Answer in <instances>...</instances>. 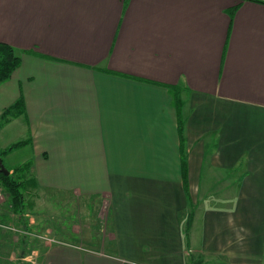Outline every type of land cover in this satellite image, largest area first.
I'll return each mask as SVG.
<instances>
[{"label": "crops", "instance_id": "obj_1", "mask_svg": "<svg viewBox=\"0 0 264 264\" xmlns=\"http://www.w3.org/2000/svg\"><path fill=\"white\" fill-rule=\"evenodd\" d=\"M0 42L26 204H0V264L44 221L38 264H264L263 1L0 0ZM66 197L106 203L103 229L36 210Z\"/></svg>", "mask_w": 264, "mask_h": 264}, {"label": "rangeland", "instance_id": "obj_2", "mask_svg": "<svg viewBox=\"0 0 264 264\" xmlns=\"http://www.w3.org/2000/svg\"><path fill=\"white\" fill-rule=\"evenodd\" d=\"M1 149V147H0ZM20 156L17 157H12V158H7L4 157V165L6 166V168L9 169V167L12 166V164L16 163L19 161ZM20 174V173H19ZM19 174L17 175V173H15V177L20 178ZM0 191L3 192V197L0 196V204L3 205L2 207L4 208L3 212H8L9 210H13L12 209V202H11V198L8 194V192L5 190V188L0 185ZM98 199V200H97ZM96 200V201H95ZM80 203V202H79ZM78 199L74 198V197H69V198H63V200H59L54 198V200L50 201L49 204H40L37 207V211H46L47 209L50 210L49 214L52 215L53 211L56 209H59L60 212H63V210H65L64 213H68L69 214V220H66L64 222H59L58 226H55L56 229L62 228L63 226H65L66 228H69L72 230L73 229H77L78 232H83V231H88L90 233H94L95 230H100L103 229L104 227V222H105V215H106V210H107V205L106 203L99 204V198H94V199H88L85 202H81L80 206L78 205ZM0 205V206H1ZM25 208H26V204H25ZM24 208V210H25ZM23 210V211H24ZM35 212V211H34ZM101 214L102 219L99 220V218H97V215ZM21 213V212H19ZM22 214V213H21ZM4 223V224H1ZM96 224L97 227H94ZM41 228H40V236H36V237H32L31 234H28L26 236V239H23V243L26 244L28 246L27 251L25 253H22L21 249L19 246H14L13 248H10L11 250H13V252H7L8 250H6L5 256L9 257L10 255H13V259L16 261H21L19 258L22 256H27L26 259H24L22 262H20L21 264L25 262L27 264H38V258L36 257V255H34L31 251L33 248H35V246L37 247L38 245L40 246L41 244H43L45 242V238H46V233L44 234L43 231L45 230V228H47L48 226H53L52 223L48 222V221H44L43 223H41ZM0 227L1 229L3 228L2 231H4V229H6L7 231H10L12 233L16 232V224L14 221H10V222H6V220L0 221ZM59 227V228H58ZM100 228V229H98ZM68 230V229H67ZM12 235V234H11ZM30 235V237H29ZM43 235V236H42ZM12 238V236H11ZM32 238V239H30ZM74 241H79L77 236H74ZM30 245L34 246V247H30ZM31 248V249H30ZM31 255H33L31 257ZM18 257V258H17ZM13 260V261H14ZM17 262V263H18ZM198 264H202L198 263Z\"/></svg>", "mask_w": 264, "mask_h": 264}, {"label": "trees", "instance_id": "obj_3", "mask_svg": "<svg viewBox=\"0 0 264 264\" xmlns=\"http://www.w3.org/2000/svg\"><path fill=\"white\" fill-rule=\"evenodd\" d=\"M263 1L264 0H260ZM21 64V57L15 53V49L12 45L0 42V82L9 79L13 72L18 68ZM174 102L176 103L177 107L181 106L182 99L178 92H174ZM23 104V100L20 99L10 108L4 111L2 116V121H6L11 111L16 110L18 113L22 112L21 105ZM179 129L180 132H183L184 120L181 116L179 111ZM23 142H17L6 149L0 150V160L4 161V155L11 151L12 149L20 146ZM19 169V168H18ZM11 172L9 175L5 174L0 169V185H2L5 190L8 192L12 206L14 211L23 213L25 208V200L23 194L22 184L23 181L20 178L15 177V172Z\"/></svg>", "mask_w": 264, "mask_h": 264}, {"label": "water", "instance_id": "obj_4", "mask_svg": "<svg viewBox=\"0 0 264 264\" xmlns=\"http://www.w3.org/2000/svg\"><path fill=\"white\" fill-rule=\"evenodd\" d=\"M0 169L3 171L5 174L9 175L11 172L6 166L4 165L2 159L0 160Z\"/></svg>", "mask_w": 264, "mask_h": 264}, {"label": "built area", "instance_id": "obj_5", "mask_svg": "<svg viewBox=\"0 0 264 264\" xmlns=\"http://www.w3.org/2000/svg\"><path fill=\"white\" fill-rule=\"evenodd\" d=\"M0 196L3 197V192L0 191Z\"/></svg>", "mask_w": 264, "mask_h": 264}]
</instances>
